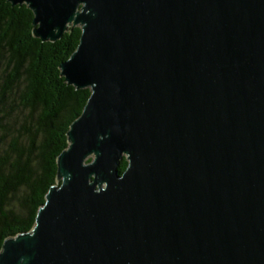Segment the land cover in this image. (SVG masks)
Wrapping results in <instances>:
<instances>
[{"label": "water", "instance_id": "95a60500", "mask_svg": "<svg viewBox=\"0 0 264 264\" xmlns=\"http://www.w3.org/2000/svg\"><path fill=\"white\" fill-rule=\"evenodd\" d=\"M9 2L91 94L0 264H264V0Z\"/></svg>", "mask_w": 264, "mask_h": 264}, {"label": "trees", "instance_id": "16d2710c", "mask_svg": "<svg viewBox=\"0 0 264 264\" xmlns=\"http://www.w3.org/2000/svg\"><path fill=\"white\" fill-rule=\"evenodd\" d=\"M33 19L26 4L0 0V251L7 238L32 230L57 182L68 130L91 94L69 85L60 69L77 48L81 28L42 41L33 34ZM127 165L123 157L119 172Z\"/></svg>", "mask_w": 264, "mask_h": 264}, {"label": "rangeland", "instance_id": "374dc122", "mask_svg": "<svg viewBox=\"0 0 264 264\" xmlns=\"http://www.w3.org/2000/svg\"><path fill=\"white\" fill-rule=\"evenodd\" d=\"M79 27V26H78Z\"/></svg>", "mask_w": 264, "mask_h": 264}]
</instances>
